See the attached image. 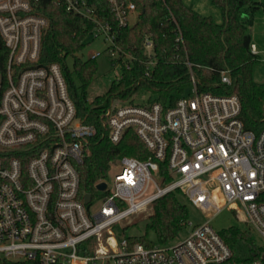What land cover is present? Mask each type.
<instances>
[{
    "label": "built area",
    "instance_id": "2783aa9c",
    "mask_svg": "<svg viewBox=\"0 0 264 264\" xmlns=\"http://www.w3.org/2000/svg\"><path fill=\"white\" fill-rule=\"evenodd\" d=\"M54 1L93 23L89 36L107 44L110 64L119 69L115 81L121 77V63L129 69L141 62L145 77L150 76L155 61L149 37L141 57L125 54L115 45L112 26L86 0ZM106 1L118 27L137 21L133 0ZM37 2L0 0V43L7 51L4 83L0 76V259L36 264H246L233 261L232 251L209 225V214L227 208L264 239V129L254 133L244 128L237 96L199 92L189 63L190 87L173 106L164 108L149 102L150 97L143 103L133 97L111 99L98 127L82 123L59 65L34 66L48 26L34 13ZM249 48L257 53L254 43ZM119 58L121 63L116 62ZM221 82L229 83L226 72ZM130 130L148 158L112 159L104 198L98 204L92 197L88 204L80 202L76 165L89 155L91 140L99 134L116 145ZM161 164L171 178L165 184ZM172 192H179L205 220H187L185 237L167 244L130 245L123 236L117 238L116 229Z\"/></svg>",
    "mask_w": 264,
    "mask_h": 264
},
{
    "label": "trees",
    "instance_id": "16d2710c",
    "mask_svg": "<svg viewBox=\"0 0 264 264\" xmlns=\"http://www.w3.org/2000/svg\"><path fill=\"white\" fill-rule=\"evenodd\" d=\"M221 17L217 24L210 16L195 11L184 0H133L139 11L132 26L118 27L106 0H86L98 18L108 22L116 34L115 45L125 54L141 57L144 41L149 37L153 43L151 59L155 66L145 77V65L135 61L126 69L121 58L120 79L113 80L102 95L89 100L88 88L98 66L96 59L82 60L76 56L85 47V40L93 29V23L81 16L65 11L54 0H38L34 13L47 20L48 26L41 37L39 59L35 67L57 64L73 103L76 118L87 125L99 126V116L110 105L129 100L141 89L155 93L149 102L171 107L190 87L189 63L199 79V92L214 95H235L240 102V114L244 128L254 133L264 129V85L253 79V70L261 58L250 51L251 36L248 27L253 23L257 10L264 14V0H208ZM180 39L177 41L178 30ZM7 51L0 43V76L4 83ZM72 59L71 67L67 59ZM226 72L229 83L221 82ZM1 94V93H0ZM89 155L76 165L79 177L77 199L83 202L85 195L96 192V186L107 179L109 162L117 157L129 156L146 160L149 152L133 131H127L122 140L114 145L99 134L91 140ZM163 183L170 181L164 164L160 166ZM179 192L166 194L152 204V214L146 219L142 236H129L130 226L116 229L117 238L123 236L129 244L140 243L150 247L154 244L146 234L153 232L159 244H167L184 233L188 209L178 200ZM220 237L232 251V259L242 263L264 264L262 248L258 247L248 231L229 227L219 232ZM241 244L245 255L233 250ZM0 264H36L35 261H10L0 259Z\"/></svg>",
    "mask_w": 264,
    "mask_h": 264
},
{
    "label": "rangeland",
    "instance_id": "374dc122",
    "mask_svg": "<svg viewBox=\"0 0 264 264\" xmlns=\"http://www.w3.org/2000/svg\"><path fill=\"white\" fill-rule=\"evenodd\" d=\"M187 5H190L195 11L199 12L204 16H210L213 18L214 22L217 24L221 23V17L218 10L213 7L208 0H184ZM260 1V0H258ZM135 22L134 17L131 18L130 23ZM248 32L251 36V42L257 47V54H259L261 60L255 65L253 70V79L260 86L264 85V14L261 10H257L253 15V23L248 27ZM107 44L102 40V38L92 39L88 36L85 40L84 49L77 53L76 56L82 60L88 59L92 54L100 53L96 58L97 62V72L91 85L88 88L89 100H93L94 97L102 95L108 89L110 83L116 79L119 69L113 68L110 64L109 55L106 53ZM67 64L71 67L72 59H67ZM155 98V93L147 91L144 89L139 90L133 95V101L135 103H143L148 98ZM261 106L264 110V98L261 102ZM105 192L96 190L93 194L94 204H98L105 196ZM180 203L184 204L188 209V220L193 224H200L205 220V218L200 214V212L195 209L188 201L182 196H178ZM152 214V206L142 214H139L132 218V220L127 224L130 226L127 235L129 236H142L145 233V226L147 223V218ZM209 225L216 231L221 232V230L229 227H237L242 231H248L252 235L256 245L263 250L264 256V239L250 227L249 224L239 221L234 212L223 208L219 212L211 213ZM185 230V228H184ZM148 240L157 243L155 235L153 232L148 231L146 234ZM185 233L180 234L179 239H183ZM237 255L244 256L245 248L243 245L238 244L233 250ZM259 264H262L259 262Z\"/></svg>",
    "mask_w": 264,
    "mask_h": 264
},
{
    "label": "water",
    "instance_id": "95a60500",
    "mask_svg": "<svg viewBox=\"0 0 264 264\" xmlns=\"http://www.w3.org/2000/svg\"><path fill=\"white\" fill-rule=\"evenodd\" d=\"M105 188H106L105 183H100V184H98L96 186V189L99 190V191H103V190H105ZM90 199H91V196L90 195H88V194L85 195L84 196V199H83V203L84 204H88L90 202Z\"/></svg>",
    "mask_w": 264,
    "mask_h": 264
},
{
    "label": "bare ground",
    "instance_id": "6f19581e",
    "mask_svg": "<svg viewBox=\"0 0 264 264\" xmlns=\"http://www.w3.org/2000/svg\"><path fill=\"white\" fill-rule=\"evenodd\" d=\"M214 195H215L216 201L219 204H222V202H223L222 198L220 196H218V194L216 192H214ZM74 264H77V263H74Z\"/></svg>",
    "mask_w": 264,
    "mask_h": 264
},
{
    "label": "crops",
    "instance_id": "0c3cea01",
    "mask_svg": "<svg viewBox=\"0 0 264 264\" xmlns=\"http://www.w3.org/2000/svg\"><path fill=\"white\" fill-rule=\"evenodd\" d=\"M256 50H257V47H256Z\"/></svg>",
    "mask_w": 264,
    "mask_h": 264
}]
</instances>
